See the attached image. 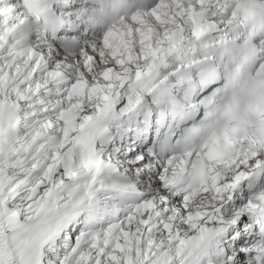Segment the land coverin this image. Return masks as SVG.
I'll list each match as a JSON object with an SVG mask.
<instances>
[{
  "label": "snow or ice",
  "instance_id": "snow-or-ice-1",
  "mask_svg": "<svg viewBox=\"0 0 264 264\" xmlns=\"http://www.w3.org/2000/svg\"><path fill=\"white\" fill-rule=\"evenodd\" d=\"M0 264H264V0H0Z\"/></svg>",
  "mask_w": 264,
  "mask_h": 264
}]
</instances>
